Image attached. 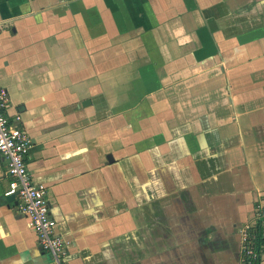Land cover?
<instances>
[{
	"label": "crops",
	"instance_id": "crops-1",
	"mask_svg": "<svg viewBox=\"0 0 264 264\" xmlns=\"http://www.w3.org/2000/svg\"><path fill=\"white\" fill-rule=\"evenodd\" d=\"M0 87L62 264H238L264 205V0H0ZM7 181L0 156V264H54Z\"/></svg>",
	"mask_w": 264,
	"mask_h": 264
},
{
	"label": "built area",
	"instance_id": "built-area-1",
	"mask_svg": "<svg viewBox=\"0 0 264 264\" xmlns=\"http://www.w3.org/2000/svg\"><path fill=\"white\" fill-rule=\"evenodd\" d=\"M7 100L5 89L0 87V156L5 161L8 175L3 195L16 198L17 209L26 217L27 226L34 232L40 249L50 255L54 264H62L64 242L54 232V221L48 215L46 187L43 183L31 182L26 170L24 159L30 147V139L21 127L8 122L4 114ZM255 227L259 228L257 238ZM238 231V264H259L264 255V205L256 204L252 222L240 227Z\"/></svg>",
	"mask_w": 264,
	"mask_h": 264
},
{
	"label": "trees",
	"instance_id": "trees-1",
	"mask_svg": "<svg viewBox=\"0 0 264 264\" xmlns=\"http://www.w3.org/2000/svg\"><path fill=\"white\" fill-rule=\"evenodd\" d=\"M255 237L257 238L259 236V228L258 227H255ZM257 240V239H256Z\"/></svg>",
	"mask_w": 264,
	"mask_h": 264
},
{
	"label": "water",
	"instance_id": "water-1",
	"mask_svg": "<svg viewBox=\"0 0 264 264\" xmlns=\"http://www.w3.org/2000/svg\"><path fill=\"white\" fill-rule=\"evenodd\" d=\"M6 198L9 200H12V199H14V196L13 195H7Z\"/></svg>",
	"mask_w": 264,
	"mask_h": 264
}]
</instances>
